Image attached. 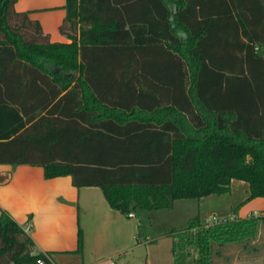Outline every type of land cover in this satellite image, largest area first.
Masks as SVG:
<instances>
[{
  "label": "trees",
  "instance_id": "16d2710c",
  "mask_svg": "<svg viewBox=\"0 0 264 264\" xmlns=\"http://www.w3.org/2000/svg\"><path fill=\"white\" fill-rule=\"evenodd\" d=\"M17 2L0 0L1 164L43 166L48 179L71 175L77 187L100 186L113 209L141 217L171 209L180 199L225 194L233 179L248 184L247 200L264 197V0L147 1V10L165 17H172L170 7H175V30L187 34L170 46L186 65L185 98L153 110L127 109L123 102L99 97L85 78L82 61L87 48L131 45L128 15L138 4L67 0L60 33L71 42L52 43L29 13L16 11ZM19 75L24 76L19 80ZM39 75L53 76L51 93L20 103L19 86L34 89ZM67 106L73 107L76 123V155L69 160L59 155L66 151V129L49 130L55 137L50 143L48 136L35 135L36 110L64 112ZM160 143L157 158L144 157ZM121 148L124 153L138 149L140 156H118ZM141 219L142 226L151 222ZM258 224L264 230V215L227 217L206 229L195 216L185 229L169 233L174 264L187 243L197 248L198 263L207 264L212 242L244 240ZM26 233L2 210L0 264H53L34 251Z\"/></svg>",
  "mask_w": 264,
  "mask_h": 264
},
{
  "label": "crops",
  "instance_id": "0c3cea01",
  "mask_svg": "<svg viewBox=\"0 0 264 264\" xmlns=\"http://www.w3.org/2000/svg\"><path fill=\"white\" fill-rule=\"evenodd\" d=\"M130 1L138 4L128 15L132 26L131 45L85 49V59L82 60L85 78L99 97L111 103L123 102L127 109L134 105L148 110L178 105L186 94V65L170 46L178 39H185L187 34L175 30V7H170L172 17H165L147 10L149 7L144 4L149 0ZM66 2L18 0L15 8L18 13H29L32 20L39 22L52 43H70L60 33L67 14ZM23 76L19 75L18 79ZM10 78L8 76L6 80ZM52 78V75H39L35 78L34 89L30 90L25 84L19 86L20 103H25L31 95L32 101L36 102L46 91L51 93L49 81ZM3 92L11 96L10 90ZM73 112L72 106L70 109L67 106L64 112L62 108L59 111H35V122H39L35 130L38 139L48 136L50 143L55 137L47 133L49 130L66 129V151L59 154L65 160L76 155ZM38 145L39 142L34 146ZM153 146L155 152L146 153L145 158L153 160L158 157L163 144ZM138 151L124 153L121 148L117 155L138 159ZM37 154L43 155L42 152ZM247 198L248 184L233 179L229 192L225 194L180 199L171 209L154 210L142 217L132 212L134 215L130 216L131 213L113 209L100 186L77 187L71 175L48 179L44 167L39 165L0 163V215L2 210L7 211L25 229L34 243V251L48 256L53 264H130L128 258L143 264H174V240L169 233L174 229H185L187 225L178 228L169 214L181 209L186 224L195 216H199L203 224H213L226 217L247 219L252 215H264V197ZM159 211L170 212L165 216L171 222L160 228H154L153 224L141 233V218L149 217L153 221L154 213ZM80 229L83 231V249L78 254Z\"/></svg>",
  "mask_w": 264,
  "mask_h": 264
},
{
  "label": "rangeland",
  "instance_id": "374dc122",
  "mask_svg": "<svg viewBox=\"0 0 264 264\" xmlns=\"http://www.w3.org/2000/svg\"><path fill=\"white\" fill-rule=\"evenodd\" d=\"M155 213L154 220H151L152 222L144 221L141 233H145L153 224L154 228H160L170 221L165 216L166 213L170 212L159 211ZM169 215L171 221H174L175 226L178 228L188 225L183 220L185 214L181 209ZM215 224L213 222V224L208 223L204 224V226L207 229L213 227ZM199 258L197 248L194 250V247L190 243H187L182 251L178 250L176 254V260L179 264H199ZM128 261L130 264H143V262H139L137 259L128 258ZM207 264H264V230L261 224H258L254 233L244 240L212 242Z\"/></svg>",
  "mask_w": 264,
  "mask_h": 264
},
{
  "label": "built area",
  "instance_id": "2783aa9c",
  "mask_svg": "<svg viewBox=\"0 0 264 264\" xmlns=\"http://www.w3.org/2000/svg\"><path fill=\"white\" fill-rule=\"evenodd\" d=\"M133 215H134L133 213L130 214V216H133ZM37 264H43V263H42L41 261L38 260V261H37Z\"/></svg>",
  "mask_w": 264,
  "mask_h": 264
}]
</instances>
